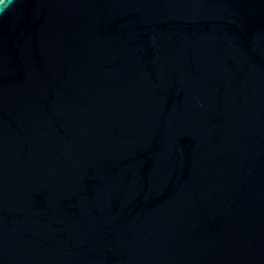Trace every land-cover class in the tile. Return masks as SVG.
Instances as JSON below:
<instances>
[{
    "label": "water",
    "instance_id": "water-1",
    "mask_svg": "<svg viewBox=\"0 0 264 264\" xmlns=\"http://www.w3.org/2000/svg\"><path fill=\"white\" fill-rule=\"evenodd\" d=\"M0 264H264V0H13Z\"/></svg>",
    "mask_w": 264,
    "mask_h": 264
},
{
    "label": "clouds",
    "instance_id": "clouds-1",
    "mask_svg": "<svg viewBox=\"0 0 264 264\" xmlns=\"http://www.w3.org/2000/svg\"><path fill=\"white\" fill-rule=\"evenodd\" d=\"M13 0H4L3 4L0 5V15H3V12L11 5Z\"/></svg>",
    "mask_w": 264,
    "mask_h": 264
}]
</instances>
